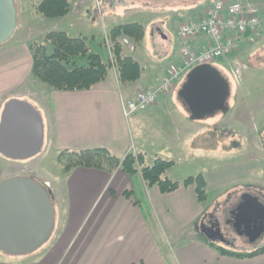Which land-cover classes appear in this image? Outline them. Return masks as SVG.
<instances>
[{"label": "crops", "instance_id": "crops-1", "mask_svg": "<svg viewBox=\"0 0 264 264\" xmlns=\"http://www.w3.org/2000/svg\"><path fill=\"white\" fill-rule=\"evenodd\" d=\"M209 1L190 9L194 14L189 21L199 19ZM116 2L121 0L105 2L106 14L127 10V7L123 11L117 9ZM126 3L130 2L126 0ZM15 5L18 12L16 2ZM111 18L113 25L139 21L146 26L143 44L147 47L137 46L133 52L144 67L138 83L122 86L113 69L107 80L91 89L55 90L32 76L29 44L7 41L0 44V120L7 101L27 98L40 109L44 123L43 147L48 145L56 150L105 147L119 157L133 147L139 151L131 124L132 116L137 113L126 116L124 100L140 89L157 87L168 68L179 65L182 57L180 50H175L163 21L159 23L160 18L151 29L141 18L121 22L120 15ZM208 42L209 38L201 35L190 44L197 50ZM149 43H153L160 60L150 56ZM237 56L243 60L242 52ZM180 80L176 83L177 89L161 94L164 105L183 84ZM161 99L159 96L151 107H160ZM177 112L182 118H189L183 103ZM196 126V123L188 124L187 128L190 132ZM244 151L253 164L256 151ZM3 162L6 161L0 153V183L16 174L7 175ZM63 174L64 181L50 184L55 206V227L50 239L29 255L11 256L0 252V264H169L165 243H161L166 237L176 239L169 255L174 264H264V254L253 258L223 256L208 244L201 221L205 215H212V211L206 202H199L194 184L162 193L158 186L148 187L140 174L132 176L121 169L109 173L78 166Z\"/></svg>", "mask_w": 264, "mask_h": 264}, {"label": "rangeland", "instance_id": "rangeland-1", "mask_svg": "<svg viewBox=\"0 0 264 264\" xmlns=\"http://www.w3.org/2000/svg\"><path fill=\"white\" fill-rule=\"evenodd\" d=\"M17 1L15 0L18 7L16 31L8 43L19 41L20 44H29L31 41L43 39L50 31L59 29L74 36L96 35L98 42L102 37L106 38V48L95 42L92 45L93 50L104 57H107V53L110 54L111 49L110 40L107 38L109 29L115 26L111 17L122 16L120 22L141 18L149 29L160 18L159 23L162 24L163 21L171 33L175 50L179 51L177 24L189 21L194 14L190 9L205 3V0H127L130 2L127 5L126 0H121V3L116 2L114 6L121 11L127 7L125 12L106 14L105 2L108 0H73L69 15L48 18L36 10L35 5L40 0H20L21 3ZM247 1L258 6L263 30L254 43L243 45L244 61H241L247 67L241 68L236 78V65L231 64L228 58L211 63L229 83L230 95L227 102L230 110L227 113L218 110L214 115L198 120L184 119L177 112V107L183 103L178 96L179 88L174 92L175 96L166 100L167 105H164L163 96L160 95V107H151L135 114L131 123L135 144L139 151L145 152L147 163L152 164L157 157L173 160V168L166 175L170 174L174 180L180 182L190 176H205L208 181L206 205L212 215H205L201 225L209 226L212 221H218L224 236L234 243L232 249L239 251H248L256 245L264 244V234L255 243H250L246 237L236 233L228 222L231 211L239 203L243 193L250 192L264 201V0ZM140 46L141 49L147 47L144 44ZM148 50L152 53L150 56L161 59L153 49V43H149ZM189 72L184 77L180 76L176 82L180 79L184 82ZM174 85V89H177V84ZM22 101L40 111L39 106L29 99L24 98ZM195 123L198 125L196 130L189 132L188 124ZM251 149L256 151L253 164L250 162L251 157L245 156L244 151L248 153ZM61 150L46 145L36 156L26 160H12L2 155L6 161L3 162L5 172L7 175L16 173L12 176H27L39 180L51 191L50 184L53 181L57 184L64 181L59 159ZM217 242L221 246L229 247L222 240ZM161 243H165L169 264H174L169 255L171 256L172 244L176 243L175 237H166Z\"/></svg>", "mask_w": 264, "mask_h": 264}, {"label": "water", "instance_id": "water-1", "mask_svg": "<svg viewBox=\"0 0 264 264\" xmlns=\"http://www.w3.org/2000/svg\"><path fill=\"white\" fill-rule=\"evenodd\" d=\"M16 26L15 0H0V44L14 35ZM229 95L228 81L209 64L192 69L178 91L191 120L218 110L227 113ZM43 144L40 113L20 99L7 101L0 120V153L12 160H26L36 156ZM228 222L236 233L255 243L264 234V202L250 192L243 193ZM214 223L203 226V231L210 239L226 242ZM54 227L53 196L45 185L27 176H13L0 183V252L11 256L34 253L47 243Z\"/></svg>", "mask_w": 264, "mask_h": 264}, {"label": "trees", "instance_id": "trees-1", "mask_svg": "<svg viewBox=\"0 0 264 264\" xmlns=\"http://www.w3.org/2000/svg\"><path fill=\"white\" fill-rule=\"evenodd\" d=\"M36 10L48 18H63L72 12L73 0H40ZM146 26L139 21L117 24L109 29L110 51L107 57L93 50V43L106 48V38L97 41L96 35L74 36L65 30H52L43 39L31 41L32 76L43 84L60 91H80L91 89L94 85L107 80L115 69L122 86L138 83L144 67L134 57L124 38L134 47L143 44ZM105 46V47H104ZM144 151L130 150L119 157L105 147L92 149H63L59 154L62 171L69 172L75 167L96 168L114 173L116 170L130 174H140L148 187L158 186L162 193H170L181 186L195 185L199 202L208 201L207 180L204 175L190 176L183 182L172 179L166 172L174 165L173 160L157 157L152 164L146 162ZM130 196L129 192L125 193ZM215 222L216 221H212ZM208 239V244L220 255L235 258H253L264 254V244L256 245L248 251L232 249L234 243L226 241V246Z\"/></svg>", "mask_w": 264, "mask_h": 264}, {"label": "built area", "instance_id": "built-area-1", "mask_svg": "<svg viewBox=\"0 0 264 264\" xmlns=\"http://www.w3.org/2000/svg\"><path fill=\"white\" fill-rule=\"evenodd\" d=\"M261 26L260 10L256 4L247 0H210L203 17L182 23L179 27L182 64L170 67L157 88L142 89L124 101L126 116L146 110L156 103L159 94L171 91L175 81L188 70L228 57L240 51L243 45L254 43L263 33ZM201 35H206L209 43L200 49H193L189 40ZM124 42L130 49L134 48L128 38H124ZM234 65L238 78L244 65L237 59Z\"/></svg>", "mask_w": 264, "mask_h": 264}, {"label": "flooded vegetation", "instance_id": "flooded-vegetation-1", "mask_svg": "<svg viewBox=\"0 0 264 264\" xmlns=\"http://www.w3.org/2000/svg\"><path fill=\"white\" fill-rule=\"evenodd\" d=\"M215 224V223H214ZM219 224V223H218ZM218 224H215V229H217L218 227H220V225H218ZM221 228V227H220ZM212 235H214V233L212 234ZM217 239H219V238H217Z\"/></svg>", "mask_w": 264, "mask_h": 264}]
</instances>
